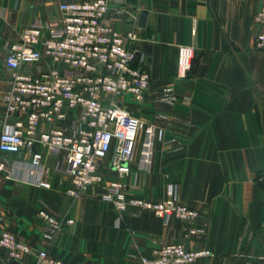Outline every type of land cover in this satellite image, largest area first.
Listing matches in <instances>:
<instances>
[{"label": "crops", "instance_id": "0c3cea01", "mask_svg": "<svg viewBox=\"0 0 264 264\" xmlns=\"http://www.w3.org/2000/svg\"><path fill=\"white\" fill-rule=\"evenodd\" d=\"M60 1L0 0V132L15 119L6 112L11 80L3 57L23 27L59 21ZM259 6V0H108L105 22L136 30L134 48L150 75L142 101L126 94L118 101L164 131L148 165L136 148L129 173L121 177L124 191L150 200L174 197L198 210L197 220H164L135 207L117 212L99 185L70 196L68 176L55 171L66 168L64 157L37 146L0 151L7 166L0 171V230L63 264H140L141 256L172 242L211 252L191 264H264V51L253 47L258 30L252 23ZM142 9L148 15L141 27ZM181 45L194 50L185 78L177 70ZM34 149L50 170L48 188L39 185L44 176L31 171ZM110 160L111 151L100 170L116 179ZM40 210L74 222L52 233ZM35 258L29 253L15 262L34 264ZM0 264H13L2 247Z\"/></svg>", "mask_w": 264, "mask_h": 264}, {"label": "built area", "instance_id": "2783aa9c", "mask_svg": "<svg viewBox=\"0 0 264 264\" xmlns=\"http://www.w3.org/2000/svg\"><path fill=\"white\" fill-rule=\"evenodd\" d=\"M252 16L257 27L253 47L264 51V0ZM61 19L44 26L34 20L23 27L3 57L11 71V88L6 102L7 114L15 116L11 126L0 132V151L17 153L37 146L48 154L62 155L65 169H55L68 176L66 193L78 196L93 185L101 187L102 198L117 212L135 207L152 211L166 220H197L199 211L174 197L150 200L129 196L121 177L130 171L136 148L143 165L151 161L153 146L164 131L125 108L120 95L140 102L150 85L145 59L136 60L134 28L120 31L105 22L108 0H61ZM191 46L178 47V77L185 78L193 64ZM136 60V61H135ZM40 69L34 70V66ZM45 124L44 129H40ZM111 151L110 166L116 179L106 178L101 161ZM41 152L31 153V171L44 176L39 185L50 187V170L41 165ZM7 166L0 162V171ZM45 227L59 232L72 218H58L40 210ZM189 233H194L190 229ZM0 247L9 261H19L25 254L35 255L34 264H63L46 249L22 242L9 230H0ZM211 255L207 249H187L182 243L162 244L153 256H141L140 264H191Z\"/></svg>", "mask_w": 264, "mask_h": 264}, {"label": "water", "instance_id": "95a60500", "mask_svg": "<svg viewBox=\"0 0 264 264\" xmlns=\"http://www.w3.org/2000/svg\"><path fill=\"white\" fill-rule=\"evenodd\" d=\"M126 1L129 2V3H133V4H136V3H137V0H126ZM147 15H148L147 10H145V9L140 10V13H139V20H138V25H139V26L142 27V26L145 25ZM138 56H139V53L137 52V53H136V60H137ZM136 60H135V61H136ZM13 264H16V262L13 261Z\"/></svg>", "mask_w": 264, "mask_h": 264}, {"label": "rangeland", "instance_id": "374dc122", "mask_svg": "<svg viewBox=\"0 0 264 264\" xmlns=\"http://www.w3.org/2000/svg\"><path fill=\"white\" fill-rule=\"evenodd\" d=\"M1 48V47H0ZM0 52H4L3 50H0ZM10 75H11V71H9Z\"/></svg>", "mask_w": 264, "mask_h": 264}]
</instances>
